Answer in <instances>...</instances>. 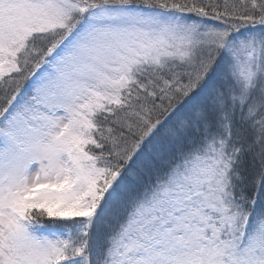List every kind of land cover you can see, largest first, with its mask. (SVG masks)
Masks as SVG:
<instances>
[{
	"label": "snow or ice",
	"instance_id": "snow-or-ice-1",
	"mask_svg": "<svg viewBox=\"0 0 264 264\" xmlns=\"http://www.w3.org/2000/svg\"><path fill=\"white\" fill-rule=\"evenodd\" d=\"M0 264H264V0H0Z\"/></svg>",
	"mask_w": 264,
	"mask_h": 264
}]
</instances>
